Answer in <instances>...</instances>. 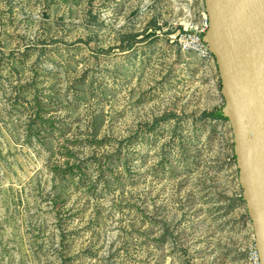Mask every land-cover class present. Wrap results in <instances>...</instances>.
<instances>
[{"label": "rangeland", "instance_id": "374dc122", "mask_svg": "<svg viewBox=\"0 0 264 264\" xmlns=\"http://www.w3.org/2000/svg\"><path fill=\"white\" fill-rule=\"evenodd\" d=\"M207 0H0V264H247L257 245Z\"/></svg>", "mask_w": 264, "mask_h": 264}, {"label": "water", "instance_id": "95a60500", "mask_svg": "<svg viewBox=\"0 0 264 264\" xmlns=\"http://www.w3.org/2000/svg\"><path fill=\"white\" fill-rule=\"evenodd\" d=\"M207 1L210 40L221 71L224 95L228 100V117L236 131L242 185L264 264V95L253 98L241 81V66L237 51L228 39L221 2ZM252 1L257 9L260 8L264 20V0Z\"/></svg>", "mask_w": 264, "mask_h": 264}, {"label": "bare ground", "instance_id": "6f19581e", "mask_svg": "<svg viewBox=\"0 0 264 264\" xmlns=\"http://www.w3.org/2000/svg\"><path fill=\"white\" fill-rule=\"evenodd\" d=\"M228 39L237 51L240 79L253 98L264 95V20L252 0H220ZM258 6V5H257Z\"/></svg>", "mask_w": 264, "mask_h": 264}, {"label": "built area", "instance_id": "2783aa9c", "mask_svg": "<svg viewBox=\"0 0 264 264\" xmlns=\"http://www.w3.org/2000/svg\"><path fill=\"white\" fill-rule=\"evenodd\" d=\"M247 264H262L261 254L257 245L249 252Z\"/></svg>", "mask_w": 264, "mask_h": 264}, {"label": "trees", "instance_id": "16d2710c", "mask_svg": "<svg viewBox=\"0 0 264 264\" xmlns=\"http://www.w3.org/2000/svg\"><path fill=\"white\" fill-rule=\"evenodd\" d=\"M218 117V119H225V120H229V118H227V117H224V116H217Z\"/></svg>", "mask_w": 264, "mask_h": 264}]
</instances>
